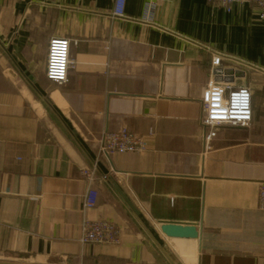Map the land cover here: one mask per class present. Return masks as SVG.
Returning <instances> with one entry per match:
<instances>
[{
  "label": "crops",
  "instance_id": "0c3cea01",
  "mask_svg": "<svg viewBox=\"0 0 264 264\" xmlns=\"http://www.w3.org/2000/svg\"><path fill=\"white\" fill-rule=\"evenodd\" d=\"M114 9L115 0H0V262L264 264L258 7L126 0L123 16ZM53 37L72 41L62 85L46 76ZM213 52L244 71L253 118L207 144L201 97ZM120 129L146 147L100 156L105 133ZM86 220L114 223L118 242L82 243ZM170 222L196 224L201 238L170 237Z\"/></svg>",
  "mask_w": 264,
  "mask_h": 264
},
{
  "label": "built area",
  "instance_id": "2783aa9c",
  "mask_svg": "<svg viewBox=\"0 0 264 264\" xmlns=\"http://www.w3.org/2000/svg\"><path fill=\"white\" fill-rule=\"evenodd\" d=\"M223 5L227 10L234 3L249 2L259 9V18L264 21V0H208ZM126 0H115L114 14L123 16ZM72 41L68 37H53L48 44L46 61L47 78L62 85L68 81L69 70L73 66L71 58ZM231 58L223 54L212 53L211 77L202 93L203 114L201 123L204 128V140L207 144L217 136L221 126L246 127L252 122V93L249 86L240 83L244 71L235 66ZM146 147L144 136L127 129L108 130L99 147L100 156L110 157L115 153L138 152ZM86 177L94 180V171L85 170ZM96 204V192L89 189L85 197V207ZM259 208L264 210V182L259 191ZM119 240V229L110 221L86 220L82 225L81 242L84 244H114Z\"/></svg>",
  "mask_w": 264,
  "mask_h": 264
},
{
  "label": "water",
  "instance_id": "95a60500",
  "mask_svg": "<svg viewBox=\"0 0 264 264\" xmlns=\"http://www.w3.org/2000/svg\"><path fill=\"white\" fill-rule=\"evenodd\" d=\"M240 75H244L242 71L239 72ZM165 232L174 238H186V239H198L201 238V232L196 224H182L176 222H170L164 226ZM0 264H13V263H3Z\"/></svg>",
  "mask_w": 264,
  "mask_h": 264
},
{
  "label": "rangeland",
  "instance_id": "374dc122",
  "mask_svg": "<svg viewBox=\"0 0 264 264\" xmlns=\"http://www.w3.org/2000/svg\"><path fill=\"white\" fill-rule=\"evenodd\" d=\"M167 244H168V245L172 244V241L167 240ZM181 244H182V243H181ZM183 244L188 246V245H189V242H184ZM20 263H22V264H28V263H26V262H20Z\"/></svg>",
  "mask_w": 264,
  "mask_h": 264
}]
</instances>
